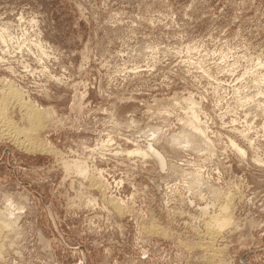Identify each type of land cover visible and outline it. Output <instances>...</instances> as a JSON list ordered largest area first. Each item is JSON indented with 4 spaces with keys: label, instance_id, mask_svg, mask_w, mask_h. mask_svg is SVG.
Wrapping results in <instances>:
<instances>
[{
    "label": "rangeland",
    "instance_id": "1",
    "mask_svg": "<svg viewBox=\"0 0 264 264\" xmlns=\"http://www.w3.org/2000/svg\"><path fill=\"white\" fill-rule=\"evenodd\" d=\"M1 81L0 264H264V0H0Z\"/></svg>",
    "mask_w": 264,
    "mask_h": 264
},
{
    "label": "bare ground",
    "instance_id": "2",
    "mask_svg": "<svg viewBox=\"0 0 264 264\" xmlns=\"http://www.w3.org/2000/svg\"><path fill=\"white\" fill-rule=\"evenodd\" d=\"M2 83H4L3 81H1ZM7 82V81H6ZM5 85H2V87L0 86V93L3 95L2 97V101H15V102H17V104H19L20 105V107H25V109H26V113H25V116H26V120L27 121H29V125H31V130H33V129H36L39 125V123H40V121H41V118H42V115H43V113H44V115H45V113L47 114V112L50 110V109H43V108H40V107H37V106H35V104H31L30 103V101H27V100H25V98H23L22 97V93H20L19 91H17L16 90V88L14 89L13 88V86H12V84H6V83H4ZM5 99V100H4ZM1 101V102H2ZM5 103V102H4ZM3 103V104H4ZM31 106H30V105ZM0 105H2V103L0 104ZM7 105V104H6ZM30 106V107H29ZM3 108V107H2ZM4 110H5V107L3 108ZM23 109V108H22ZM24 110V109H23ZM1 111H3V110H1ZM52 112V110L49 112V113H51ZM54 112V111H53ZM6 113V112H5ZM4 113H2V115H3ZM49 116H51V114H48ZM25 116H24V119H25ZM22 117V116H21ZM48 117V116H47ZM52 117V116H51ZM0 120H2V122L0 121V130L1 129H4V130H1L0 131V133H1V135H3V136H5V137H7L8 139H10V141H12V142H14L17 146H19L20 148H23L24 150H26V151H28V152H32V153H37V152H46L47 150H49V148L47 147H45V145L43 146V145H40V144H37V142H34V141H30L28 138H26L27 140H22L21 139V137H20V134L21 133H23V134H25L26 132H25V130L26 129H23V130H19L18 128H15V126H13V122L12 121H10V120H7V119H4V117L3 116H1V114H0ZM25 120V121H26ZM17 124V123H16ZM41 124V123H40ZM15 125V124H14ZM17 127V126H16ZM29 127L27 128V129H30ZM40 128H41V126H40ZM42 129V128H41ZM194 132L196 131V132H198V133H202L201 132V130L196 126H194ZM27 131V130H26ZM37 132V131H36ZM29 133V132H28ZM33 133V132H32ZM197 133V134H198ZM27 135V134H26ZM30 135V134H29ZM2 136V137H3ZM4 137V138H5ZM32 137V136H31ZM31 137H30V139H31ZM203 137V136H202ZM39 142V141H38ZM175 144H185L187 147H191V148H195V147H197V146H199L198 145V140L193 136V135H190V134H183V136H179V137H177V138H175L174 139V141H173ZM236 148H237V150H238V152L240 153V154H244V152L240 149V148H238L237 146H236ZM139 150V149H138ZM49 152V151H48ZM141 153L142 154V152H141V150L140 151H135V153ZM134 153V154H135ZM144 153V152H143ZM154 154H155V156H157L158 157V159H162L161 158V156H160V154H158V153H156V152H153ZM145 154V153H144ZM143 154V155H144ZM147 154H149V153H147ZM153 154V155H154ZM144 156H146V154L144 155ZM154 157V156H153ZM162 163V162H161ZM162 164H164V163H162ZM68 170V169H67ZM82 170L83 169H81V172H82ZM86 171V170H85ZM201 176V175H200ZM7 204V203H6ZM120 210V209H119ZM221 211H223V209L221 210ZM224 213V212H223ZM226 213V212H225ZM228 213H230V212H228ZM215 218V217H214ZM229 217H227V214H224V215H221L219 218H218V216H217V218L216 219H213V221H212V219H211V226H213V227H218L217 225L220 223H227L228 222V220L230 219H228ZM230 221H231V219H230ZM229 221V223H228V225H230L231 224V222ZM3 222V221H2ZM215 223H217L216 225H215ZM5 224V223H4ZM3 224V225H4ZM7 224V223H6ZM208 224V223H207ZM2 225V224H1ZM225 225H227V224H225ZM207 226V225H206ZM211 226H210V228H211ZM221 226H222V224H221ZM220 226V227H221ZM1 227H3V226H1ZM222 227H226V226H222ZM8 228V227H7ZM209 228V227H208ZM227 228V227H226ZM219 229H221V228H218V230ZM4 230V229H3ZM216 230H217V228H216ZM224 230V229H223ZM210 231V230H209ZM214 231V229H212V232ZM211 232V231H210ZM212 232L210 233V234H212ZM217 232V231H216ZM219 232H221V230H219ZM2 233V232H1ZM209 234V235H210ZM3 236V235H2ZM214 236H215V233H214ZM216 237V236H215ZM214 237V238H215ZM212 238V237H211ZM212 240V239H211Z\"/></svg>",
    "mask_w": 264,
    "mask_h": 264
}]
</instances>
